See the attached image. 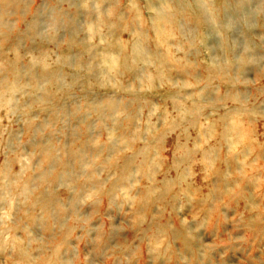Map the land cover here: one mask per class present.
<instances>
[{"label":"rangeland","instance_id":"rangeland-1","mask_svg":"<svg viewBox=\"0 0 264 264\" xmlns=\"http://www.w3.org/2000/svg\"><path fill=\"white\" fill-rule=\"evenodd\" d=\"M198 1L108 75L158 0H0V264H264V0Z\"/></svg>","mask_w":264,"mask_h":264},{"label":"bare ground","instance_id":"bare-ground-1","mask_svg":"<svg viewBox=\"0 0 264 264\" xmlns=\"http://www.w3.org/2000/svg\"><path fill=\"white\" fill-rule=\"evenodd\" d=\"M239 3L244 5L247 2H245V0H239ZM223 8H224V6H223ZM241 8H242V6H241ZM241 8H239V11L242 10L244 12L243 9H245V7L242 9ZM147 10L151 12L150 17L147 18L148 24H149L148 30L152 33L155 44H157V46L160 45V47L165 48L164 52L160 51V50H156L155 52L147 51L142 46V43L144 41L142 38L144 37V34H141L142 40L137 38V40H133L131 42V41H129V39H127L126 41H123L124 39H121L119 42L113 43L110 46L111 52L118 51L116 53L117 57H114V58H116L117 61L116 60L114 61L112 59L113 58L112 55L111 56L110 55L105 56L103 61H102L103 66L106 67L105 69H106V71H108V75H110L109 72L113 71L115 66L118 65L119 60L122 61V65L126 66L127 65V59L133 60L134 63H136L137 65H139V64L146 65V66L147 65L148 66L153 65V66H156L157 69L158 68H162V69L167 68V66L174 60V55L178 53V51L177 52L172 51L171 48L176 47L178 49L180 47L182 50L184 48L183 46L187 44V43L186 44L183 43V41H182V39L185 38V37H183L184 31H185L183 24H184V21L186 20V18L189 19L190 21H193L187 16V13L188 12L190 13V11H191V14L192 13L195 14V18H194L195 20L194 21H196V24L198 27H204V28H206L207 31H208V29L210 30V25L205 24V21L208 20V18L207 19L205 18V16H207V14H208L207 8H205L202 5V3H200L198 0H195V1H193V0H188V1L187 0L186 1L172 0L168 3L167 2H165V3L161 2V4H160V0H158V2L155 4L149 3ZM223 10L224 9H222V8H213L212 9L211 13H215L217 15L214 17H211V19L209 18V21L211 24H221V23H222V25L224 24L223 23L224 20L221 19V15H222L221 12L223 13ZM136 18L139 19L141 17H140V15H138L134 19H136ZM132 24H133V21L130 23V25H132ZM127 25H128V22H125V26H127ZM223 27H224V25H223ZM173 39L176 40V44H171ZM126 51H127V54H126ZM184 55L186 56L187 53ZM183 58H185V57H183ZM127 67L130 69L129 66H127ZM176 70H177V68H176ZM178 70L179 71L176 72V74H178L179 77H180V75H183L186 73V70L183 68L182 69L179 68ZM115 72H117V71L115 70ZM208 76H209V73H208ZM16 82L17 81H13V83H16ZM34 82H35V80H34ZM205 85H207V82ZM15 86L13 85L14 88H10V89H7L5 87L6 91H4V92H7L8 94L14 92L16 90ZM4 94H3V96H4ZM0 98H2V97L0 96ZM113 110H114V108H113ZM235 128H236V126H235ZM179 148L180 147L178 146V149ZM244 150H246V149H244ZM73 153H75V152H73ZM68 154H69V152H68ZM75 154H77V153H75ZM71 157H73V156L71 155ZM77 157H78V155H77ZM76 160H78V158ZM22 188H24V186ZM186 191H188V190L186 189ZM55 201L56 200H50V201H48V204L50 202L56 203ZM55 207H58V206H55Z\"/></svg>","mask_w":264,"mask_h":264}]
</instances>
